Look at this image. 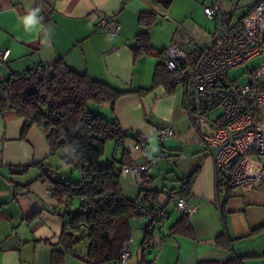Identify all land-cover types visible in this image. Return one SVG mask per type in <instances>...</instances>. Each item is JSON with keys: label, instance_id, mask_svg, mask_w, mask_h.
<instances>
[{"label": "crops", "instance_id": "obj_1", "mask_svg": "<svg viewBox=\"0 0 264 264\" xmlns=\"http://www.w3.org/2000/svg\"><path fill=\"white\" fill-rule=\"evenodd\" d=\"M208 1L202 0L203 6ZM218 1L232 14V20L239 18L234 17V11L240 0ZM253 1L247 0V5ZM194 7L189 10L197 11L198 6ZM142 12L154 14L155 21H167L159 30L160 37L164 36L160 43L155 21L148 28L139 23ZM176 13L172 3L165 8L152 0H0V49H9L7 60L0 62V81L41 66L49 72L61 59L74 71L117 90L150 87L167 45L175 40L182 46L187 37L189 48L194 46L178 25L191 24L211 32ZM103 17L119 24L115 34L98 26ZM143 32L149 33L155 49L135 56L132 48L137 45L136 36ZM171 87L170 92L160 85L144 95L124 94L115 102L114 112L108 103L90 108L92 113L116 119L122 133L131 136L123 138L116 158L126 151L132 163L144 154L164 153L143 186L131 176L120 178L126 198L133 200L142 198L145 191L153 192L156 199L148 203L159 202L170 214L163 229L153 234L151 245L145 247L146 259L153 260L152 264H227L243 256V264H264V230L254 232L264 225V184L230 189L217 185L215 164L185 108L184 89ZM23 125L24 119L14 111H0V264H52V245L67 224V216L61 214L79 209L80 203L72 199L60 209L50 192L52 170H43L52 157L44 132L34 124L22 136ZM164 126L172 127L174 135L161 143L157 133ZM132 136L143 141L137 150ZM194 172L197 176L186 195V224L193 231L189 237L170 232L182 216L171 194L182 192L183 180ZM53 180L71 181L67 176ZM75 204L78 206L73 208ZM147 224L139 216L132 221L135 236L128 264L141 262L143 247L138 243ZM224 225L229 237L219 244L217 237ZM88 244L86 239L81 241L73 255H65L62 264H87Z\"/></svg>", "mask_w": 264, "mask_h": 264}, {"label": "trees", "instance_id": "obj_2", "mask_svg": "<svg viewBox=\"0 0 264 264\" xmlns=\"http://www.w3.org/2000/svg\"><path fill=\"white\" fill-rule=\"evenodd\" d=\"M168 8L173 0H152ZM155 21L151 12H142L139 23L148 28ZM137 45L133 47L135 56L141 53H152L154 47L148 32L136 36ZM164 50V49H163ZM163 56V51L161 52ZM50 71L41 66L36 73L20 76L13 75L0 81V111L12 110L24 119L21 135L25 136L32 125L39 126L44 132L50 155L61 151L59 157L62 164L82 165L87 169L84 182L60 181L50 178L53 196L61 205L60 209L68 206L69 200L87 197L94 201V206L66 211V226L61 231L58 241L52 245V264H62L65 255L74 254V248L83 240H88L86 256L87 264H103L116 261L121 253L123 244L129 239L132 221L137 218L135 202L138 200L150 205L149 199H156V194L144 192L142 198L128 199L123 195L118 169L131 163L129 153L123 151L121 157L112 156L106 162H100L104 153L105 141L131 137L123 134L116 119H108L103 115L92 113L87 108L89 103L101 105L108 103L114 112L115 102L124 94L144 95L156 86L163 85L171 91L169 73L166 70L164 58L155 66L152 85L137 90H117L106 82L92 79L87 74H81L71 69L63 60H56ZM28 72V71H27ZM26 73V72H25ZM90 116V127H82L83 116ZM82 127V128H81ZM141 146V139L132 136ZM116 143V149L118 148ZM43 166V165H40ZM197 176L192 173L183 180L182 192L190 193L191 186ZM144 185V184H143ZM142 185V186H143ZM151 197H150V196ZM103 196L106 201L100 204ZM157 203V202H154ZM65 211V209H64ZM35 216H31L32 220ZM90 225L89 233L84 235L82 223ZM187 216L181 218L170 227V232L193 236V231L186 224ZM264 230L259 226L254 232ZM229 237L226 225L217 237L221 244ZM62 249L59 251L57 247ZM144 247L140 261L149 264L145 257ZM244 257L236 256L227 264H243ZM199 264H210L201 262Z\"/></svg>", "mask_w": 264, "mask_h": 264}, {"label": "built area", "instance_id": "obj_3", "mask_svg": "<svg viewBox=\"0 0 264 264\" xmlns=\"http://www.w3.org/2000/svg\"><path fill=\"white\" fill-rule=\"evenodd\" d=\"M203 11L206 18L214 21L212 32L207 33L191 24L178 25L194 42V46L189 48L190 56L175 40L163 50L169 84H182L185 87V108L200 133L207 155L215 164L217 185L230 189L264 184V162L259 157L264 155V82L261 81L264 63L249 72L244 83L231 80L228 76L231 68L251 58L264 57V0H254L247 13L236 20H232V14L221 8L218 0H211ZM98 26L110 34H115L119 29L117 22L106 17L101 18ZM8 55V48L0 49V62H5ZM39 69L33 68L19 75L36 73ZM216 108L220 114L214 119L210 118L208 113ZM90 125V116H83L81 126ZM157 135L163 143L174 135V131L172 127L164 126ZM122 141L116 139L118 145ZM139 147L135 141L133 148L137 150ZM162 156L163 152L157 155L144 154L141 160L122 165L117 171L118 175L120 178L131 176L142 186L145 177ZM77 168L81 182H84L87 169L82 165ZM174 194L171 196H175V208L188 215L186 195L181 191ZM78 201L84 209L94 206V201L87 197H81ZM105 201L106 196H103L100 204ZM217 206H220L219 203ZM135 212L148 223L142 229V239L138 244L143 248L150 246L153 234L163 229L168 220L169 211L159 202L147 205L137 200ZM89 227L83 222L80 230L86 235ZM134 236L131 225L130 237L123 244L119 258L103 264H128ZM149 263L152 264L153 260Z\"/></svg>", "mask_w": 264, "mask_h": 264}, {"label": "rangeland", "instance_id": "obj_4", "mask_svg": "<svg viewBox=\"0 0 264 264\" xmlns=\"http://www.w3.org/2000/svg\"><path fill=\"white\" fill-rule=\"evenodd\" d=\"M199 3L197 7V11L194 12V10H189V7H194L195 4ZM211 2V0H209L207 2L206 5H208ZM239 7L237 9H235L234 11V17L238 18L242 15H244L250 8V5H247V0H240L239 2ZM195 6V7H196ZM194 7V8H195ZM193 8V9H194ZM172 9L177 10V15L182 16V18H188L190 19L191 23H194L198 26H201L205 29L211 30V32L213 31V27H214V21L211 19H208L205 17L204 12H203V4H202V0H173L172 1ZM167 21H161V20H156L154 25L156 26L154 29H156L157 31V39L158 42L160 43L164 36L162 35L160 37V32L159 30H162L163 25H167ZM156 38V37H155ZM154 38V39H155ZM186 42L182 43V47H184V49L188 52V55L190 56L191 54L189 53V44H190V40L189 38L186 37ZM262 63H264V57H254L251 58L245 62H243L242 64L231 68L228 71V76L231 80H235L236 82H241L244 83L247 81V74L249 72H252L253 70L257 69ZM261 81L264 82V76H261ZM179 86V85H177ZM95 106H97V104H93V103H89L87 105V108H94ZM92 111V110H90ZM220 114V110L218 108L210 111L208 113V116L210 118H216L218 115ZM158 136V135H157ZM159 140V139H158ZM160 152V149L159 151ZM114 153V154H113ZM120 153V149H116V141L115 139H108L105 141V146H104V153L100 159V162H106L107 160H110V158L112 156L115 157V155ZM61 155V151L51 155L52 157L49 159V169H52L50 176L55 179L56 177L61 178L63 176H67V178L73 182H78L81 179L80 176V171L79 169L73 165V164H62L60 162V157ZM262 160V162H264V155H260L259 156ZM78 205H73V208H76Z\"/></svg>", "mask_w": 264, "mask_h": 264}, {"label": "water", "instance_id": "obj_5", "mask_svg": "<svg viewBox=\"0 0 264 264\" xmlns=\"http://www.w3.org/2000/svg\"><path fill=\"white\" fill-rule=\"evenodd\" d=\"M43 170H45V171H47V170H48V171H51L52 169H49V167L44 166V167H43Z\"/></svg>", "mask_w": 264, "mask_h": 264}, {"label": "bare ground", "instance_id": "obj_6", "mask_svg": "<svg viewBox=\"0 0 264 264\" xmlns=\"http://www.w3.org/2000/svg\"><path fill=\"white\" fill-rule=\"evenodd\" d=\"M205 6V5H204ZM204 6H203V8H204ZM204 12V11H203ZM209 19V18H208ZM115 22V21H114ZM214 26H215V24H214ZM214 30V29H213ZM178 85H180V86H182L183 87V89H184V94H185V87L182 85V84H178Z\"/></svg>", "mask_w": 264, "mask_h": 264}]
</instances>
